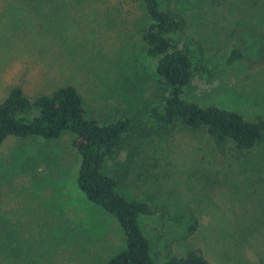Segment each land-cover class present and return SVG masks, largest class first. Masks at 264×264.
<instances>
[{"label":"rangeland","instance_id":"rangeland-1","mask_svg":"<svg viewBox=\"0 0 264 264\" xmlns=\"http://www.w3.org/2000/svg\"><path fill=\"white\" fill-rule=\"evenodd\" d=\"M162 4L186 19L174 38L202 67L184 97L264 115V0ZM149 23L143 0H0V101L17 85L31 98L73 85L87 117L128 121L107 171L122 169L126 198L183 216H140L157 264L168 245L210 264H264V148L223 153L206 129L161 120L170 88L143 39ZM75 138L0 143V264H106L127 247L119 220L78 185Z\"/></svg>","mask_w":264,"mask_h":264},{"label":"trees","instance_id":"trees-1","mask_svg":"<svg viewBox=\"0 0 264 264\" xmlns=\"http://www.w3.org/2000/svg\"><path fill=\"white\" fill-rule=\"evenodd\" d=\"M143 4L150 20L143 39L149 55L156 59L157 74L170 88L165 110L158 114L161 120L167 125L180 123L193 130L206 129L223 153L242 154L256 146L264 148V115L247 118L238 111L204 107L184 97L196 71L202 68L195 65L189 50L181 48L174 38L186 25V19L170 4L164 7L162 0H143ZM238 51L233 49L231 55ZM83 102L82 94L73 85L35 98L28 96L22 86H14L0 101V143L9 136L51 139L66 132L74 133V144L81 155L80 189L89 200L119 220L127 237V247L106 264H157L140 216L160 214L177 222H182L183 216L170 213L165 207L130 200L120 193L119 186L125 179L122 169L107 171L106 164L123 147L128 121L101 124L86 116ZM196 228L197 220L190 225L188 233H194ZM168 248L169 258L163 264H210L199 248L189 249L183 256L171 255V246Z\"/></svg>","mask_w":264,"mask_h":264}]
</instances>
